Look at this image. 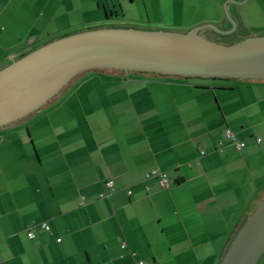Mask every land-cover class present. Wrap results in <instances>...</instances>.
Returning <instances> with one entry per match:
<instances>
[{
	"label": "crops",
	"instance_id": "crops-1",
	"mask_svg": "<svg viewBox=\"0 0 264 264\" xmlns=\"http://www.w3.org/2000/svg\"><path fill=\"white\" fill-rule=\"evenodd\" d=\"M254 1L143 0L170 12L226 4L238 17ZM97 4L0 0V70L110 22H94ZM196 26L236 32L226 16ZM58 97L0 129V264H136L130 251L146 264H221L264 201V81L109 70L84 74ZM152 171L167 173L170 188L147 180ZM110 181L115 194L100 199ZM42 223L51 231L36 227L30 240Z\"/></svg>",
	"mask_w": 264,
	"mask_h": 264
},
{
	"label": "water",
	"instance_id": "water-1",
	"mask_svg": "<svg viewBox=\"0 0 264 264\" xmlns=\"http://www.w3.org/2000/svg\"><path fill=\"white\" fill-rule=\"evenodd\" d=\"M187 33L97 29L50 42L0 70V129L39 112L79 75L115 70L198 79L264 81V36L234 45L209 26ZM229 34V33H228ZM264 255V201L238 232L221 264H258Z\"/></svg>",
	"mask_w": 264,
	"mask_h": 264
},
{
	"label": "rangeland",
	"instance_id": "rangeland-1",
	"mask_svg": "<svg viewBox=\"0 0 264 264\" xmlns=\"http://www.w3.org/2000/svg\"><path fill=\"white\" fill-rule=\"evenodd\" d=\"M257 1V0H256ZM254 1L251 5L244 8L241 7L239 10L240 16H236L231 9L228 11L226 4L223 8H215L212 4L209 8L203 7L199 11H195L194 8H183L179 7L174 12L166 11L165 9H155L145 5L143 0H98L100 9L96 8L94 14H91L94 22L97 20L107 21V17L110 22L89 24L83 26L81 30L97 29L101 27H112L119 26L123 28L143 30V31H162L170 30L177 32H189L196 28L197 24L203 20H218L220 17L226 16L227 22L230 23L233 33H220L216 38L212 40L220 45H234L247 38L259 37L264 35V1L258 0L256 4ZM208 2V0H203ZM235 17L234 21L232 17ZM82 20V19H81ZM80 20V21H81ZM196 26V27H195ZM211 33V28L208 26L200 32V34L206 36ZM188 82H212L202 81V79L193 78L187 80ZM72 81V83H74ZM70 85L66 87L69 88ZM66 89L59 95L62 96ZM58 97V98H59ZM57 98V99H58ZM233 133L234 130L232 131ZM236 134V133H235Z\"/></svg>",
	"mask_w": 264,
	"mask_h": 264
},
{
	"label": "built area",
	"instance_id": "built-area-1",
	"mask_svg": "<svg viewBox=\"0 0 264 264\" xmlns=\"http://www.w3.org/2000/svg\"><path fill=\"white\" fill-rule=\"evenodd\" d=\"M226 138L232 142V144L235 146V148L238 150V151H242L245 147H246V144L242 141H240L237 136L235 135V133H233L231 130H227L226 131ZM258 143H261V139H258L257 140ZM219 151L220 152H223V142H220L219 144ZM202 155H205L204 152H202ZM147 180H151V179H156L158 180V183L160 185V187L163 189V190H167L170 188L171 186V182H170V179H169V176L167 173H164V172H160V171H152L151 173H149L147 176H146ZM106 187H107V190L108 192L107 193H102L100 194V199H107L109 198L110 196H112L113 194H115L116 192V189H115V185H114V182L113 181H110V182H107L106 183ZM132 193L129 192V195H131ZM36 227H39L41 230L45 231V232H50L51 231V227L47 224V223H42V224H39L38 226H35V225H32L28 231V238L30 240H34L36 238V234L34 233V229ZM61 240H59L58 242H60ZM121 248L123 250H128V244L127 243H123ZM130 255L136 259L137 263L136 264H146L143 260H138V254L136 252H132L130 251Z\"/></svg>",
	"mask_w": 264,
	"mask_h": 264
},
{
	"label": "trees",
	"instance_id": "trees-1",
	"mask_svg": "<svg viewBox=\"0 0 264 264\" xmlns=\"http://www.w3.org/2000/svg\"><path fill=\"white\" fill-rule=\"evenodd\" d=\"M105 28H112V29H129V28H123V27H119V26H112V27H101V28H97V29H105ZM97 29H91V30H97ZM90 31V30H89ZM183 33H187V32H183ZM264 36V35H263ZM67 37V36H66ZM259 37H262V35L261 36H259ZM64 38V37H63ZM101 71H109V70H97V71H89V72H86V73H84V74H87V73H95V72H101ZM120 72H124V71H120ZM135 73H138V74H149V73H142V72H135ZM84 74H81V75H79L77 78H75L74 80L76 81V80H79L80 79V77L81 76H83ZM152 75H156V76H159V77H163V78H175V79H177V80H190V79H193V78H185V77H171V76H164V75H159V74H152ZM73 80V81H74ZM202 81H212V82H238V81H260V80H238V79H202ZM72 82L69 84L70 86H69V88L72 86ZM69 88L68 89H66V91L65 92H67L68 90H69ZM64 89V90H65ZM63 90V91H64ZM63 91L61 92V93H63ZM64 92V93H65ZM49 103H51V102H49ZM42 110V109H41ZM40 110V111H41ZM39 111V112H40ZM39 112H36V113H34L33 115H31V116H34V115H36L37 113H39ZM31 116H29V117H31ZM28 117V118H29ZM264 256V255H263ZM263 258V257H262ZM261 258V259H262ZM261 261V260H260ZM260 263V262H259ZM258 263V264H259Z\"/></svg>",
	"mask_w": 264,
	"mask_h": 264
}]
</instances>
